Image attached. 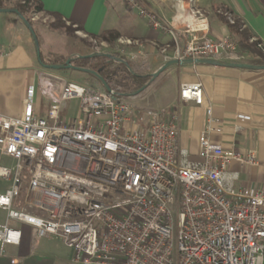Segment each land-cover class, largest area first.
<instances>
[{"label": "built area", "instance_id": "obj_1", "mask_svg": "<svg viewBox=\"0 0 264 264\" xmlns=\"http://www.w3.org/2000/svg\"><path fill=\"white\" fill-rule=\"evenodd\" d=\"M123 1L171 35L176 57L244 56L230 34L191 35L179 48L178 34L156 12ZM194 1L175 0L196 20L184 34L205 27ZM148 88L125 95L44 70L26 86L20 114H0V178L9 182L0 193V255L20 242L15 221L61 239L78 264H263L264 192L236 189L238 172L228 168L232 160L254 164V151L243 156L210 141L208 126L192 158L178 143L174 114L150 108L138 115L132 101ZM179 97L200 104L201 84H181ZM38 98L48 103L44 115ZM71 100L76 111L67 117L61 109Z\"/></svg>", "mask_w": 264, "mask_h": 264}, {"label": "crops", "instance_id": "obj_2", "mask_svg": "<svg viewBox=\"0 0 264 264\" xmlns=\"http://www.w3.org/2000/svg\"><path fill=\"white\" fill-rule=\"evenodd\" d=\"M39 1L43 7L41 13L49 17L59 16L64 23L78 27L86 37L92 38L107 30L117 32L118 39L115 45L117 47H112V44L102 52L121 54L127 62L128 69L136 74L149 75L168 60L184 58L176 57L175 45L170 34L151 28L147 21L139 17L136 10L129 8L123 0ZM140 1L172 26L178 34L179 48L188 42L191 35L211 38L228 35L229 27L222 17L227 18L226 14H229L233 19L241 21V26L251 35L250 40H258L264 52V0H195L193 6L204 17L205 27L202 31L192 32L193 34H184L183 29L186 23L195 25L196 20L187 12L182 14L175 0ZM9 14L13 16H0V51L4 50L0 53V114L17 116L22 109L26 86L35 84L38 74L46 69L38 63L36 55L35 58L25 39L17 42L12 36L13 30L10 33L5 30L4 25L7 24H12L14 30H18L20 25L25 27L15 14ZM36 27L44 35V43L37 35L39 44L46 45V51L50 53L60 54L45 40L47 39L45 30L58 29H47L34 21L33 29ZM91 52L79 47L64 55L68 57ZM238 52H241L239 47ZM243 54L238 61H221L258 65L252 63L248 54ZM194 82L201 84L200 104L179 97L180 85ZM149 84L151 89L155 86L153 89L156 92L168 84L163 94L164 99L161 95L162 103L156 102L153 106L164 108L168 114L175 115L178 143L189 151L192 158L197 157L199 135L209 126L210 141L232 148L243 156L248 151H254L256 158L254 164H239L232 160L228 165L230 171L238 172L234 187L264 192L263 69L186 63L170 66ZM63 106L61 111L65 115ZM208 109L210 114L207 112ZM41 114L44 115V112ZM1 191L0 189V193ZM0 211L4 212L0 217L2 224L6 215L2 208ZM10 224L21 230V239L19 244L6 247V255H0V264H78L72 262L69 248V254L57 251L50 236H37L33 227L28 224L15 221H11Z\"/></svg>", "mask_w": 264, "mask_h": 264}, {"label": "rangeland", "instance_id": "obj_3", "mask_svg": "<svg viewBox=\"0 0 264 264\" xmlns=\"http://www.w3.org/2000/svg\"><path fill=\"white\" fill-rule=\"evenodd\" d=\"M9 3H16V0H6ZM32 8V6H31ZM28 15H30V19L31 21L34 23V21L41 23L43 26H45L47 29H58L57 31L54 30H49L46 31V38L45 40H47V43L53 47L54 51H57V53L60 54H53L50 53L47 50L46 45L44 44H39V51L41 53V57L42 59H44L45 61H51L50 59H58V60H63L67 57V54L73 50H75L76 48H81L84 51H103L104 48H109L110 45H108V43H106L105 41L99 40V39H93L90 37H86L78 27L72 26L71 24H66L63 21H58L55 17H49L48 15H45L41 12H31L28 11ZM33 15H35L36 19H32L31 17H33ZM0 16H13L12 14L9 13H0ZM34 18V17H33ZM5 30H7L8 33H10L12 30V36L14 37V39L18 42V41H22L25 39V42L29 45V48L31 49V52L33 53L34 57L36 55V51L33 45V41L31 38V35L29 33V31L27 29H25V27H23L22 25H20L18 30H14L12 29V24H7L4 25ZM67 27H70L71 29L68 30ZM36 30V31H35ZM34 32L37 35L40 36V39H42V42L44 43V35L42 34V32L40 30L37 29V27L35 28ZM38 38V36H37ZM39 41V38H38ZM117 41V40H116ZM112 45V47L116 48V42ZM102 43H105L107 46H104ZM113 49V48H111ZM36 58V57H35ZM37 59V58H36ZM35 59V60H36ZM46 71L54 73V74H58V76H61L64 79L70 80L72 82H76V83H80L83 85H89V84H93L92 87H99V83L91 78L86 77V75L82 74L81 71L78 70H73V69H61V70H48L46 69ZM150 82L152 81L151 77H149ZM150 85V84H149ZM110 87H113L115 89H119L122 91L121 86L116 85V84H111ZM152 87L148 88L147 92H143L140 95H137L134 100L132 101L135 105V109L138 113V115L145 109H150V108H156L153 105H155L154 103H162L163 99H164V95L165 94V90L166 88H168V84L164 85L163 88L156 92ZM161 95L163 96L161 98ZM148 100H153L152 103H150L151 101ZM38 107L39 110L41 111V113H45L48 103L46 101H44L41 98H38ZM152 104V105H151ZM76 105H77V101L76 100H71L67 103H65V106H63V112L65 113V115L67 117H73L75 115V111H76ZM4 162V161H3ZM9 186V182H6L5 180L0 178V189L2 190L1 192H3L4 188H7ZM2 215H4L3 211H0V217H2ZM51 239L53 240L54 243V248L57 251H60L62 253H66L69 254L70 250L64 245V243L62 242L61 239H59L56 236H50Z\"/></svg>", "mask_w": 264, "mask_h": 264}, {"label": "trees", "instance_id": "obj_4", "mask_svg": "<svg viewBox=\"0 0 264 264\" xmlns=\"http://www.w3.org/2000/svg\"><path fill=\"white\" fill-rule=\"evenodd\" d=\"M16 3H9L6 0H0V8H16L20 13L24 15V17L29 21V23L33 27V22L30 19V15H28V11L31 12H41L43 11L42 4L39 0H16ZM32 6V8H31ZM58 21H62L59 16H54ZM225 22L228 24L229 31L231 37L236 42L237 46L240 48V51L246 53L252 59V63L258 65H264V52L258 46L260 43L258 40H250L251 35L241 26V21L238 19H233V22L230 23L228 19L224 16L222 17ZM70 30V27H67ZM93 39H99L105 41L109 45L115 43L118 39V33L114 30H107L101 32L97 36H92ZM115 56L123 58L121 54L114 53ZM41 61L44 64H56V63H64L66 58L63 60L58 59H50L51 61H45L41 57ZM124 59V58H123ZM71 64L79 67L90 68L95 71H99L100 76L105 80L108 86L111 84H116L121 86L122 92L125 94H132L134 91L142 88L149 79V75L144 76L143 74H136L131 72L128 67L114 60L107 62V58L105 57H93V58H75L71 61ZM74 70V69H73ZM55 71V70H54ZM86 75V77L91 78L99 83V81L90 74L81 72ZM88 86H93V84H89ZM99 86L102 85L99 83ZM263 264H264V250H263Z\"/></svg>", "mask_w": 264, "mask_h": 264}, {"label": "water", "instance_id": "obj_5", "mask_svg": "<svg viewBox=\"0 0 264 264\" xmlns=\"http://www.w3.org/2000/svg\"><path fill=\"white\" fill-rule=\"evenodd\" d=\"M0 12L13 13L23 23V25L26 27V29L29 31V33L31 35L33 45H34V48L36 51V57H37L38 63L44 69H48V70H61V69L78 70V71L92 75L93 77H95L99 81V83L102 85V87L104 89L109 90L110 86H108V84L105 82V80L99 74L100 69L98 71H95V70H92V69L86 68V67L74 66L71 64V61L75 58L105 57V58H107V62L114 60L117 62H121L127 66V62L125 59L118 57V56H115L111 53L102 52V51H94V52H91L88 54L70 55L66 58L64 63H56V64H49V65L44 64L40 58L38 38L34 32L32 25L24 17V15L22 13H20L16 8H0ZM186 63H188V64H190V63H206V64H214V65H227V66L238 67V68L263 69L264 70V65H254V64H248V63H237V62H225V61L211 59V58H183V59L175 58V59H171V60H168L165 63H163L157 70H155L154 72L149 74V77H151V79H154L155 77H157L160 73H162L164 70H166L170 66L181 65V64H186ZM131 72H133V71H131ZM144 76H147V74H145ZM149 83H150V80H148V82L142 88L134 91L132 94H125V93H123V94H125V95L138 94V93L144 91L148 87Z\"/></svg>", "mask_w": 264, "mask_h": 264}]
</instances>
